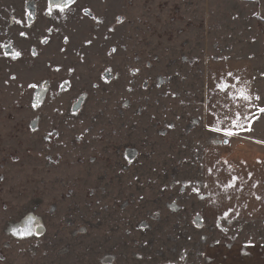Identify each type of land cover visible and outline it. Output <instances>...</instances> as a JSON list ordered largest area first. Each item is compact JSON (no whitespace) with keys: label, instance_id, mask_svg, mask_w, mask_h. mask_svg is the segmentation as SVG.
Instances as JSON below:
<instances>
[{"label":"rangeland","instance_id":"rangeland-1","mask_svg":"<svg viewBox=\"0 0 264 264\" xmlns=\"http://www.w3.org/2000/svg\"><path fill=\"white\" fill-rule=\"evenodd\" d=\"M60 2L0 0V264H205L206 65L264 94V0Z\"/></svg>","mask_w":264,"mask_h":264},{"label":"crops","instance_id":"crops-1","mask_svg":"<svg viewBox=\"0 0 264 264\" xmlns=\"http://www.w3.org/2000/svg\"><path fill=\"white\" fill-rule=\"evenodd\" d=\"M225 83L229 87L221 90ZM259 86L251 57L207 62L204 121L211 131L220 129L215 133L221 141L201 154L202 215L225 221L226 233L234 237L208 243L205 264H264V94ZM229 223H253L260 231L227 232Z\"/></svg>","mask_w":264,"mask_h":264},{"label":"snow or ice","instance_id":"snow-or-ice-1","mask_svg":"<svg viewBox=\"0 0 264 264\" xmlns=\"http://www.w3.org/2000/svg\"><path fill=\"white\" fill-rule=\"evenodd\" d=\"M65 6H66V5L63 4V3H61L60 0H49V8H48V12H49V14H51L52 11H53V9H57V10H59V11H64V7H65ZM22 34H23V33H22ZM6 55H7V54H6ZM15 55H16V56H19L20 53L17 52V53H15ZM219 87L221 88V90H226V89L229 87V85H228L227 83H225V84H223V85H219ZM240 95H241V97H242L244 100H248V99H250V97L246 96L243 92H241ZM261 111L264 112V109H261ZM209 123H210V124L212 123V119H211V118H210V120H209ZM236 127H241V125H236ZM212 131H214V132H219L220 129H219V128H213ZM225 135H226V136H232V135H233V132H231V131H227V132L225 133ZM26 234H29V232L26 231V232H22V233H20L21 236L26 235Z\"/></svg>","mask_w":264,"mask_h":264},{"label":"water","instance_id":"water-1","mask_svg":"<svg viewBox=\"0 0 264 264\" xmlns=\"http://www.w3.org/2000/svg\"><path fill=\"white\" fill-rule=\"evenodd\" d=\"M224 143H227V140H225Z\"/></svg>","mask_w":264,"mask_h":264}]
</instances>
